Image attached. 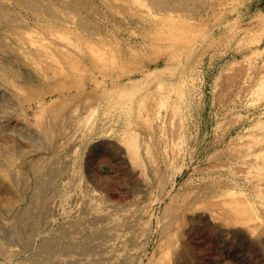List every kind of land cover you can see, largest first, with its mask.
I'll return each mask as SVG.
<instances>
[{"label": "rangeland", "instance_id": "374dc122", "mask_svg": "<svg viewBox=\"0 0 264 264\" xmlns=\"http://www.w3.org/2000/svg\"><path fill=\"white\" fill-rule=\"evenodd\" d=\"M45 1L0 4V264H264V0Z\"/></svg>", "mask_w": 264, "mask_h": 264}, {"label": "bare ground", "instance_id": "6f19581e", "mask_svg": "<svg viewBox=\"0 0 264 264\" xmlns=\"http://www.w3.org/2000/svg\"><path fill=\"white\" fill-rule=\"evenodd\" d=\"M19 2H21L22 4H24L27 8H29L31 11H33L35 13V15L39 18V19H45V20H51V22L53 23H58V22H61V20L63 19L60 15V7L52 2V1H45V0H18ZM108 1V0H107ZM130 1V0H129ZM128 1V2H129ZM133 2V0H131ZM148 1V0H147ZM150 1V0H149ZM9 2V1H8ZM135 2V0H134ZM133 2V3H134ZM151 2L156 5L160 10L162 9L163 11L165 12H168V13H171V14H174L175 12H181V13H184L186 16H194L196 14V8L193 7L189 0H151ZM126 3V2H125ZM131 3V2H130ZM152 3H149V4H152ZM0 4H3V0H0ZM73 4H76V2H73ZM135 5V3H134ZM79 6V5H78ZM130 7V6H129ZM157 8V9H158ZM62 9V8H61ZM73 9V8H72ZM93 10V8H92ZM66 10H63L61 12H64ZM78 11V10H77ZM68 14L69 12L66 11ZM65 12V13H66ZM75 12V11H74ZM72 13V10L71 12ZM67 14V15H68ZM76 14V13H75ZM19 15V14H18ZM16 13H14L13 11L9 10V9H4V8H0V26H23L24 25V19L21 18L20 16H18ZM66 15V14H65ZM70 15V14H69ZM74 15V14H73ZM79 15V14H78ZM64 16V15H63ZM72 16V15H71ZM87 16V15H86ZM69 17V16H67ZM66 17V18H67ZM76 17V16H75ZM79 17V16H78ZM81 20H80V27H82L84 29V31H88V32H93V22L87 18H84V17H79ZM71 19V18H70ZM75 19V18H72V20ZM79 20V19H78ZM77 20V21H78ZM63 21V20H62ZM65 22V21H64ZM72 23V22H71ZM78 23V22H77ZM78 23V24H79ZM68 24V23H67ZM70 24V23H69ZM79 26V25H78ZM24 30V29H23ZM16 31V30H15ZM29 33V32H28ZM94 33V32H93ZM51 34V33H50ZM92 34V33H91ZM28 35V34H27ZM60 34H56V37L58 38L57 40L59 42L61 41H64L63 39L60 38V36H63V35H60ZM100 35V34H99ZM30 36V35H29ZM52 36V35H51ZM96 36H98V34H96ZM54 37V38H56ZM69 37V36H68ZM32 38V36H31ZM28 39V38H27ZM61 39V41H60ZM65 40H68V39H65ZM20 41V40H19ZM34 41H39V40H32V44H34L35 42ZM70 43H71V39L69 38ZM11 42V41H10ZM67 42V41H66ZM38 43V42H36ZM9 43H7L8 45ZM10 45V44H9ZM82 45V44H81ZM5 46V45H3ZM2 46V47H3ZM26 46V45H25ZM33 46V45H32ZM4 48V47H3ZM1 49V48H0ZM27 49V47H26ZM2 51V50H1ZM17 51H20V49L16 48V46H13L12 45V42H11V45L9 46V50L7 52V54H9L8 56L10 57H13L14 56V62L18 61L19 59H23V63H26L30 66H35L37 68V70L39 71V74L43 77V78H47L49 76V67L47 68H43V62L46 61L47 59H52V58H55L59 55H56V53H54L51 49H48L45 47V45L40 46L39 47H36V52L40 53L38 55L37 58H39L38 60L36 59H28L27 57L28 56H21L20 54L16 53ZM27 52V55L28 52L27 50H25ZM56 51V49H55ZM23 52V50H22ZM5 53V52H4ZM25 54V53H24ZM31 54V53H30ZM29 54V55H30ZM13 55V56H12ZM26 55V54H25ZM31 57V56H30ZM12 60V59H11ZM10 60V62H11ZM1 66V65H0ZM14 66V64L12 65ZM39 67V68H38ZM8 70V69H7ZM11 71V70H10ZM14 71V70H13ZM13 74V73H12ZM21 75V74H20ZM22 76V75H21ZM5 77V76H4ZM3 77V78H4ZM14 77V76H13ZM2 78V76H1ZM3 82V80H1ZM11 81H8V80H5V84H11L10 83ZM12 86H16L17 84L14 82V84H11ZM20 86V85H19ZM17 85V87H19ZM8 100V99H7ZM9 101V100H8ZM134 132V131H133ZM132 135V131L130 133ZM129 134V135H130ZM130 135V136H131ZM129 136V137H130ZM133 139L131 141H128L129 142V146H130V152H132V154H138L139 153V148H138V145H137V139H136V135L134 134V136L132 135ZM130 140V139H129ZM264 141V140H263ZM264 143V142H263ZM132 144V145H131ZM258 147V146H257ZM13 159V158H12ZM2 167V165H1ZM5 171V170H3ZM55 171V170H53ZM57 171V170H56ZM54 174V173H53ZM6 177V176H5ZM213 180V179H212ZM218 181V180H217ZM234 181V180H233ZM216 182V181H215ZM225 182V181H224ZM229 182V181H228ZM206 183V182H205ZM218 184H220L219 182H217ZM231 183V182H230ZM235 184V181L233 182ZM224 184V183H222ZM233 184V185H234ZM215 187V186H214ZM213 187V188H214ZM14 188V187H13ZM236 187L232 186V184H224L218 188H216L215 190H213L215 193H214V196L220 198L219 201L221 202V205H223V209L225 210L224 211V214L230 216L232 219H235V222H240L242 221L243 219V216L240 217V215L242 214V209H239L238 206L239 205V201H238V198L235 194V192L233 191ZM193 194V193H192ZM191 194V195H192ZM208 194V193H207ZM211 194V193H210ZM186 196V195H185ZM190 196V195H189ZM203 198V197H202ZM241 199V198H239ZM200 199L198 198L197 201H199ZM241 201V200H240ZM183 202V201H182ZM181 202V203H182ZM191 203V202H190ZM193 203V202H192ZM242 203V202H241ZM197 204V203H195ZM194 204V205H195ZM190 205V204H189ZM193 205V204H192ZM192 205H190L192 207ZM184 207V206H183ZM190 207V208H191ZM194 207V206H193ZM197 207V205L195 206ZM183 211V210H181ZM34 213V212H33ZM243 214H246V213H243ZM31 216V215H30ZM238 217V218H237ZM247 217V214L246 216ZM244 217V218H245ZM29 221V220H28ZM31 221V220H30ZM244 221V220H243ZM38 222V221H36ZM234 222V223H235ZM35 224V221L34 223ZM169 224H172L171 221H168L166 222L165 224V228L167 229L169 227ZM26 225V224H24ZM24 231V230H23ZM30 237V236H29ZM34 238V237H33ZM50 244V243H49ZM48 244V245H49ZM47 245V244H46ZM55 245V244H54ZM52 246V245H51ZM65 246V245H64ZM64 246L62 248H64ZM70 246V245H69ZM66 247V246H65ZM75 247V246H74ZM45 248V247H44ZM60 248V247H59ZM67 248V247H66ZM71 248V247H70ZM69 248V249H70ZM56 249V248H55ZM61 249V248H60ZM72 249H74L72 247ZM50 248L47 247L45 249V251H49ZM64 250V249H63ZM67 250V249H66ZM66 250L64 252H66ZM40 251H43V250H40ZM71 251V250H70ZM68 252V250H67ZM42 254V253H41ZM35 261V260H34ZM39 263V261H37ZM51 264V263H50Z\"/></svg>", "mask_w": 264, "mask_h": 264}]
</instances>
